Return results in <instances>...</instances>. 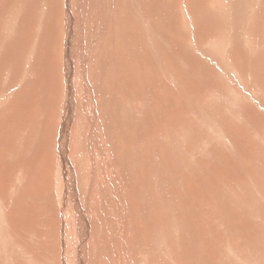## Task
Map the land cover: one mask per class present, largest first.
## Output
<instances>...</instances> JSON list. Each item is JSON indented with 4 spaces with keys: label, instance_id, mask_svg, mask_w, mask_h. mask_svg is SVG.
Listing matches in <instances>:
<instances>
[{
    "label": "rangeland",
    "instance_id": "374dc122",
    "mask_svg": "<svg viewBox=\"0 0 264 264\" xmlns=\"http://www.w3.org/2000/svg\"><path fill=\"white\" fill-rule=\"evenodd\" d=\"M68 1L71 2V7L69 9L70 14L81 19V22L83 23L82 29H79L75 35L73 44V53L76 54L72 63L73 71H76L75 73L77 77L72 71L70 79L72 78L71 80L81 83L86 90L81 93H73V100L78 101L79 103L81 102V104L76 102L77 105L72 106L69 109L65 106L66 99H68L66 84L68 78L65 76L64 65L61 67V64L64 63L63 50L65 48V36L67 35L66 24L68 23L66 20L67 14H65L64 8ZM109 1L111 2L110 5H108V2L103 5L98 0H67V2L66 0H29V2H23L22 4L18 2V5L11 9L12 12L21 8L31 9V11L34 12V14H32L35 18V23L32 25L31 31L27 29L25 35H21L23 39L31 41L30 44L26 45L18 38L15 39L14 36L17 35L16 29H9V38H7L5 34L0 37V58L1 53L5 50L7 41L9 42L12 40L10 44L14 43L16 46L14 49L17 53H20L18 51L19 49H23V44L28 47L25 49L26 52L24 55L26 56V61H29L25 62V59L23 60L22 57L19 61H15L16 63H14H18V69L14 70H19V72H21V77H23L26 70V63L28 64V76L25 77L24 83L22 80H19L20 77L17 78V76H15L16 78L7 80L0 78V87H2V85L4 86L6 83L12 84L14 82L16 84L13 83L11 86L7 84L11 88L4 86V89L6 90L9 88L10 90L8 89V91L0 94L5 95L9 92L8 95L4 96L5 102L1 103L4 105V111L7 113V106L13 101V99H16L15 94L13 95L15 91L17 92L16 94H19L21 91L26 90V92L29 91L31 94L33 89L32 81L37 78L40 80L39 84L45 87L49 86L47 87L49 90L48 92H52L50 99H54L56 103L52 107H47V104H37L30 99L31 95H26V101L29 100L27 102L28 106H30L29 109H34L35 112L33 111V113H39V115H43L46 119L44 125H41L43 132H38L42 134L38 139L45 136V142H49V149L47 150L46 157L50 156L51 158L47 164H45L46 161L41 154H39L40 159H38L36 167L33 169H24V166L18 167L15 164L9 163L13 162L11 154L14 153L16 149L15 146L19 144V148L23 147L22 145L24 141L21 136L20 139L17 140L14 138L12 142L13 144H10L9 151L7 152L8 154L6 155H3L6 153L5 151H1L5 147H2V143L0 144V165H4L3 168L4 171H6V175L3 179H6L9 173L14 176V168H16V170L21 168L14 177L10 176L5 182H3V180L0 181V191L2 190L0 193L6 194L5 197L0 194V264H62L63 261H66L65 264H69L70 262L71 264H76L72 261H68V259L72 257V250H74L75 242L72 233L67 229L68 225H65L64 223V219L67 218L66 216L70 218H67L69 221L66 219L67 222L69 224L73 223V219H71L73 218V213L69 209L72 207V203H70L71 197L61 196L60 194L62 193L61 188H65L68 192L70 191V188L67 186V181L69 182V179H73L72 173L69 172L70 170L65 173V167L58 151L60 130L63 125L62 117L64 114L69 122L67 127H64V125L62 127L64 128L63 134L66 137V134L74 129L73 131L75 133H73L77 145L84 146L85 143H83V139L84 137H87L88 140L91 139L93 142V153L97 147V143H102V138H106V133L109 131L110 134V129L114 128L112 129L113 136H111V138L115 142L114 146L116 151L119 149L118 145L116 147V143H119L121 150L128 149L126 155L129 156L127 159L126 155L122 156V161L125 162L124 172L127 175L126 177H128L126 182L127 184L131 183L130 186L128 184L129 189L133 188L130 191L136 192L135 190H139L141 184L145 186L143 189L144 196L141 194L139 200L138 197H133L135 198L134 202H131L133 210L129 209L127 213L128 216L130 214V217L124 218L126 221L130 222V225L133 227H131L132 229L130 228L132 237L131 243L133 245L131 252L132 250L136 252L138 246L134 243L142 242V240L145 239L147 230L148 234H150V230H152L153 227V234L161 235L160 233H163L168 236L169 248L173 252L171 251L170 253V262L153 257L158 254H153V252H151L147 258L148 261L151 260V263L176 264L179 261V264H264V251H262L264 250V5L261 4L262 0H255V9L253 10L251 8L249 11L250 13H253L250 14L253 16L252 19H244V21H238V23L236 12L238 14L239 7L235 8L237 0H235V2H233L234 0H225V6L223 4L216 5V0H203L206 5L203 11L210 10L213 14L208 17H203L204 19L202 23H198V25L200 24L199 28L197 24H192L193 20L191 19V17H194L191 9H195V0H167L165 2L166 6L163 8L167 9L168 4L172 5L173 3V13H175L176 19L178 17L177 20H179L176 21V19H174L175 21L173 20L172 22L173 25L170 23L171 27L175 28L170 29L171 27L169 28V24H163L164 28L157 20H155L153 26L148 25L147 28L165 29V32L169 31L170 34H177L182 38L180 41H183V45L181 44L178 46V44L176 45L175 43H172V39H169L170 43L165 42V45L167 44L166 47L159 45L154 47V51L151 53L152 57L146 55L148 59L147 62H144V57L142 56L143 51H141L142 45L145 43V40L142 39L144 33L142 31L143 22L137 20L136 15L128 9L126 0ZM64 2H66V4ZM257 2L260 3L258 4ZM14 3L17 4L15 1ZM130 3L134 4L136 1L130 0ZM36 4H38V6H36ZM33 6L37 8L36 11L35 9L32 10V8H34ZM161 8L162 7L159 9L161 10ZM56 9L59 10L57 12V19H55ZM232 12L234 13L232 14ZM160 13H162V10ZM230 13L232 15H230ZM257 13H260L262 17H256L255 14ZM245 15H247V13ZM17 17L16 14V27L20 20L19 18L17 21ZM97 17L98 24H102L101 27L106 24L105 27L101 28V33L98 35L102 36L98 39V30L93 31L94 35L93 32L89 34L93 22L97 24ZM213 19H219L222 23H217ZM50 22L52 24L51 29ZM235 24L237 26H235ZM217 25L220 28L219 30L215 29V26ZM233 25L235 26L234 30L232 29L233 32L236 30L234 34L231 31L228 32ZM179 27L181 28V31L179 30ZM152 31V38L157 41V34L159 32L157 33L156 30ZM197 31L199 32L200 37L198 36L196 40L199 42V45L202 44V47L200 46L199 49H197L198 47L192 43ZM204 31L206 32L205 35H207V32L209 31V33L212 34V38H207V40L202 38L201 36ZM238 32L242 34L239 33L240 36H237V39H235L236 37L234 38V40L238 41L231 40V42L230 39L233 38H231L229 34L237 35ZM84 33L89 34L87 35L89 37L84 36ZM183 34L185 36H183ZM189 34L192 36L188 37ZM49 35L50 37L48 38ZM187 38H189V40L185 42L184 40ZM53 39H56L54 44H52ZM248 39L253 42L251 41V43H249L250 41ZM222 40H224V43ZM244 40L248 42H245V44L243 42ZM225 42L230 46L225 47ZM186 43L187 45H185ZM216 43L220 46L216 45ZM49 44L53 46V50L50 54H53L54 51L55 57L57 58V64L54 63L55 65L53 66L54 70H51V74H48V68H45V70L42 64L39 65L40 69L32 71L36 63L35 60L37 59L35 51L37 50L38 52L45 54L47 50H51ZM236 45H239V48H242V50L239 51L240 49L238 50ZM86 46L88 47L86 48ZM144 47L145 50L149 49L145 45ZM228 47H230V49ZM235 48L237 51H235ZM132 49L133 51H139L136 54ZM219 49H221V54ZM223 49L227 50L224 51ZM150 50H153V48ZM229 50L230 54H227ZM186 52H192V54L185 57L184 54H186ZM194 52L196 54L198 53V55L196 56ZM240 52L242 54H240ZM88 55L89 58L87 59ZM227 55L230 56L226 58ZM244 55L246 59L244 58ZM162 57L166 61H164ZM167 57L168 59H166ZM250 57L253 58L251 59ZM197 59L198 65H196ZM225 59H228V61H225ZM83 61L86 64L82 63ZM41 62H44L43 59H40V63ZM81 63L83 64V67ZM218 63H222L220 67ZM224 64L226 67H223ZM211 72L217 76L216 82L213 79L214 76ZM5 73L8 72L5 70ZM221 73L222 75L224 73L223 76H226L225 78L228 77V79H223ZM231 74L233 75L231 76ZM74 76L76 77L75 79ZM121 78H126V82ZM128 78H130V80L132 79V81L128 80ZM218 79L220 80L218 81ZM212 80L213 82H210ZM224 80L226 81L224 82ZM133 81L136 83H131ZM227 81H229V83ZM50 86H52V88ZM24 87L26 89H24ZM96 88L100 90L97 91ZM257 90H259V93L261 91V93L259 94ZM71 92L72 91L69 89L70 94ZM85 97L87 99H85ZM90 102L91 105L93 104V108L95 107L94 111L93 108L91 109V106H89ZM116 103L118 105H116ZM64 107H66V110ZM45 110H48L47 115L42 113L45 112ZM111 114L119 116L117 119L113 120L114 123L119 124V127H116V129L112 123ZM128 116H130L136 123L135 126L127 122ZM28 117H30V114ZM100 119H102V122ZM96 122L98 125H96ZM109 124L111 127H109ZM72 125L73 127H70ZM100 125L101 127L105 125L102 128L103 130ZM47 130L49 131L47 132ZM97 131L101 133L98 135L99 132ZM103 133L104 135H102ZM91 134L97 135L94 136ZM24 138V148H27V151L28 148L31 149L29 145L32 140L33 147H37L38 140L36 138V133L31 131L28 126L24 128ZM65 140H68L66 143L70 144V139ZM217 150L220 152L219 155ZM30 155L29 152L26 154V156ZM217 155L218 157H221L216 158ZM5 156L7 158L6 160L4 159V161L2 157L4 158ZM32 158L34 157L28 158L27 160ZM211 158H213V161ZM215 158L218 160L216 161ZM97 161L101 162V160ZM214 161L217 162V164L219 163L218 166L217 164H214ZM250 161L252 163H250ZM206 164H208V167ZM210 165H212L211 168ZM90 166L95 168L98 167L97 164H92ZM205 168H207L206 171ZM0 169H2L1 166ZM260 169L262 170L260 171ZM243 172L245 173L243 174ZM101 173L102 172L99 170L98 174ZM0 174H3V172H0ZM246 174H249V179L246 178L248 176ZM24 175H27V178H24ZM195 177L198 180L194 179V181L193 178ZM130 178L133 179V182ZM79 179L77 181L78 187L74 185L75 188H79V186L82 188V181ZM75 183L76 181H74V184ZM197 183L200 185L202 184L203 186H199ZM209 185L211 186L209 187ZM199 189H202V191ZM227 193L230 194L227 195ZM64 197L67 198L63 199ZM115 199L114 197L108 199L111 206L107 207V210L102 213L104 214V218L106 215L109 223H112L109 227L111 229L116 228L115 219L112 217L113 215L115 216L114 210L117 211L115 209ZM91 202V206H96V202L93 199ZM237 203L240 204L238 205ZM66 205L71 206L68 207ZM142 206L147 207L148 211H145L144 216L140 215V212L143 211ZM12 207L13 209H11ZM28 210L32 213L30 217L34 219L35 229L28 226L27 228L19 230L18 225L25 220V217L27 218L25 214ZM251 210L252 212H250ZM13 212L15 214H13ZM224 212H227L230 215ZM165 216H168L172 222L170 220L167 222V224H169L168 230L165 226L159 233L156 225L160 226L162 221H165ZM104 218L101 217V223L103 226L105 224ZM98 219L97 221H100ZM109 223H106L105 225L107 226ZM240 227L244 229L241 230V234L240 230H238ZM113 233L109 235L108 238L114 242L115 239L119 238V234L116 233L115 229L113 230ZM243 233L249 235L244 241L240 238V236H243ZM256 235H260L262 241L259 240L258 237L256 238ZM182 239L184 240L182 241ZM195 239H197L196 244L193 241ZM181 241L184 243L182 244ZM236 241L239 243H236ZM244 243L247 244V246H244ZM202 244L204 247H202L201 250H198ZM226 244L229 245L226 246ZM216 245H218L219 248L218 246L216 247ZM225 246L227 248H225ZM229 246H231V248ZM113 248L117 251V255L119 254L121 257H124L123 251H119L118 245L116 247V244H114ZM216 248L218 250H215ZM227 249L230 254L227 252ZM232 249L234 252H232ZM107 251L110 254L109 248ZM134 251L132 253L136 256ZM194 251L195 254L193 253ZM103 252L101 253V260H103L102 264H109V261L106 259L108 256H106L107 252ZM196 252L199 253L197 254ZM116 254L115 256H117ZM153 258L156 259V263L152 260ZM219 258H222V261H220ZM241 258L243 261L245 259L248 261L245 260L246 262L244 261L245 263H243V261L240 260ZM260 260L263 261L261 262Z\"/></svg>",
    "mask_w": 264,
    "mask_h": 264
},
{
    "label": "bare ground",
    "instance_id": "6f19581e",
    "mask_svg": "<svg viewBox=\"0 0 264 264\" xmlns=\"http://www.w3.org/2000/svg\"><path fill=\"white\" fill-rule=\"evenodd\" d=\"M14 1L17 3V4H15L14 3ZM98 1H100L101 2V4H105L106 2H108L109 4L108 5H110L111 4V2L108 0H98ZM127 2V6H128V9L129 10H131V12L134 14V15H136V18H137V20H140L141 22H143L142 23V31L144 32L143 33V35H142V39H144L145 40V43L142 45V48H141V51H143V57H144V62H147V57H146V55H148V56H151V53H153V51H154V47H157L158 45L159 46H164V47H166V45H165V42H167V43H170V41H169V39L171 40L172 39V43H175L176 45L178 44V46L179 45H183V41L181 42L180 40L182 39V38H180L177 34H173V33H171L170 34V32L169 31H167V32H165L166 30L165 29H158V28H154V29H149V28H147V26L148 25H151V26H153V23L155 22V20H157L162 26H163V24H169V28L171 27V24H172V22H173V20L174 19H176V16H175V13H173L174 12V10H173V3H172V5L171 4H168V6H167V9L166 8H163V7H165L166 5H165V2L167 1V0H134V1H136V3H134V4H131L130 3V0H126ZM196 2L194 3V6H195V9H191L192 10V13H193V16L194 17H191V19L193 20V23L192 24H197L198 25V23L199 22H201L202 23V21H203V17H208L209 15H212L213 13H212V11H203V9H204V7L206 6L205 5V3L203 2V0H195ZM229 1V0H228ZM228 1H227V3H228ZM230 1H232V0H230ZM18 2H20L21 4L23 3V2H29V0H0V37H1V35H4L5 34V36L7 37V38H9L10 36H9V29H16V32H17V35H15L14 37H15V39L16 38H18L19 40H21L22 42H24L26 45L27 44H30L31 43V41H28V39H23L22 37H21V35H25V31L27 30V29H29V31H31V27H32V25H34V23H35V18H34V16H33V14H34V12H32L31 11V9H28V8H24V9H18V10H15V11H11V9H12V7H14V6H16V5H18ZM53 2V1H52ZM66 2H67V0H66ZM66 2H64L65 4H66ZM215 2H217V4L216 5H218V4H223L224 6L226 5V3H225V0H216ZM233 2H235V0L233 1ZM37 3V2H36ZM169 3V2H168ZM237 3V4H236ZM235 4V8H238V10H239V12H238V14H237V12H236V19H237V23H238V21H244V19H252L253 18V16L252 15H250L251 13L249 12L250 10H251V8L254 10L255 9V0H237V2H236ZM258 3V2H257ZM260 3V2H259ZM258 3V4H259ZM120 4H122V3H120ZM132 6H131V5ZM231 4V3H230ZM261 4H263L264 5V0H262V3ZM215 5V4H214ZM233 5V4H232ZM36 6H38V4H36ZM210 6V5H209ZM230 6V5H229ZM262 6V5H261ZM34 8H32V10L33 9H35V11L37 10V8H35V6H33ZM65 7V6H64ZM70 7H71V2L70 1H68V3L66 4V7L64 8V12H65V14H67V16H66V20H67V30H66V40H65V48H64V50H63V54H64V63H62L61 64V67H62V65H64V67L63 68H65L64 69V71H65V73H66V77L68 78V80H67V82H66V84H67V93H68V99H66V104H65V106L69 109L70 107H72V106H76L77 105V103L76 102H78V101H75V100H73V93L74 92H79V93H81L82 91H86L85 89H84V87H83V85H81V83H78L77 81H74V80H71L70 79V77H71V73H72V71H73V60L75 59V54L76 53H73V44H74V39H75V35H76V33L78 32V30L79 29H82V27H83V23L81 22V19H78V18H76L75 16H72L71 14H70V12H69V9H70ZM160 7H162L161 8V10H162V13H160V9L159 8ZM210 8V7H209ZM218 8V7H217ZM263 8V7H262ZM261 8V9H262ZM211 10H212V7H211ZM216 10H219V9H216ZM260 10V9H259ZM59 10H57L56 9V11H55V19H57V12H58ZM261 11V10H260ZM259 11V12H260ZM231 12V11H230ZM12 13V14H11ZM33 13V14H32ZM234 12H232V14H233ZM247 13V15H245ZM17 14V21L19 20V18H20V20L18 21V23H17V27H16V19H15V15ZM231 13H230V15H232ZM253 14V13H252ZM11 15V16H10ZM222 15V14H221ZM228 16V15H227ZM226 16V17H227ZM255 16L256 17H258L259 18V16H261L260 15V13H257V14H255ZM184 17V16H183ZM262 17V16H261ZM51 19V18H50ZM94 19H95V17H94ZM177 19H178V17H177ZM176 19V21H179V20H177ZM235 19V20H236ZM262 19V18H261ZM109 20V19H108ZM215 22H217V23H222L219 19H213ZM248 20V21H249ZM175 21V20H174ZM206 21V20H205ZM164 22V23H163ZM165 22H168V23H165ZM254 22V21H253ZM171 23V24H170ZM208 23V22H207ZM231 23H232V21H231ZM236 23V24H237ZM176 24V23H175ZM179 24V23H178ZM177 24V25H178ZM187 24H188V21H187ZM191 24V25H192ZM211 24V23H210ZM233 24V23H232ZM235 24V26H237ZM243 24V23H242ZM251 24V23H250ZM258 24V23H257ZM101 23L100 24H98V17H97V24L95 23V22H93V26L91 27V29H90V33L89 34H91V32H93V31H97V39L98 38H100L102 35H98L99 33H101V28L102 27H105L106 26V24H104L102 27H101ZM173 25V24H172ZM200 25V24H199ZM199 25H198V28H199ZM244 25H246V24H244ZM166 26V25H165ZM235 26L233 25V27L232 28H230L231 30H229L228 32H232L233 34L236 32V30L233 32V30H234V28H235ZM164 27V26H163ZM250 27V26H249ZM52 28V24H51V22H50V29ZM54 28V27H53ZM165 28V27H164ZM174 29L175 27H171L170 29ZM180 28V27H179ZM56 29H57V27H56ZM177 29H178V27H177ZM197 29V28H196ZM215 29H217V30H219L220 28H219V26L217 25V26H215ZM229 29V28H228ZM233 29V30H232ZM245 29V28H244ZM152 30H156L157 31V37H158V39H157V41H155L153 38H152V34L154 33ZM180 31H181V28L179 29ZM188 30H190V29H188ZM153 33H152V32ZM173 31V30H172ZM179 31V32H180ZM183 31V30H182ZM210 31V30H209ZM209 31L207 32L208 34L207 35H205L206 34V32L204 31L203 33H202V38H204V39H206L207 40V38H212V34H210L209 33ZM169 32V33H168ZM174 32V31H173ZM175 32H176V29H175ZM184 32V31H183ZM181 33V32H180ZM186 33V32H185ZM221 33H223V32H221ZM240 32H238V34H239ZM55 34V33H54ZM89 34H86V33H84V36H87V35H89ZM169 34H170V36H169ZM173 34V35H172ZM194 34V33H193ZM229 34V33H228ZM228 34H227V36H228ZM231 35V33L229 34V36H231V38H233V39H230V38H228V39H230V41L231 40H234V38L235 39H237V36L239 37L240 36V34L239 35ZM93 35H94V32H93ZM182 35V34H181ZM222 35V34H221ZM242 35V34H241ZM55 36V35H54ZM183 36H185L184 34H183ZM190 36H192V35H190L189 34V36L188 37H190ZM198 36H199V32L197 31L196 32V34L194 35V39L192 40V43H193V45H195L196 47H198L197 49H199L200 48V46L202 47V44L201 45H199L198 43L199 42H197V40H196V38H198ZM220 36V35H219ZM226 36V37H227ZM249 36V35H248ZM50 37V35L48 36V38ZM87 37H89V36H87ZM200 37V36H199ZM221 37V36H220ZM47 38V39H48ZM180 38V39H179ZM184 38V37H183ZM193 38V37H192ZM191 38V39H192ZM242 38H243V36H242ZM248 38V37H247ZM96 39V38H95ZM96 39V40H97ZM222 39H223V37H222ZM228 39H227V42H228ZM244 39H246V38H244ZM250 39H251V37H250ZM250 39H248L249 41H250ZM56 40V39H55ZM54 39L52 40V44H54V41H55ZM88 40H90V39H88ZM87 40V41H88ZM93 40V39H92ZM143 40V41H144ZM189 40V38H187L186 40H184L185 42L186 41H188ZM201 40V39H200ZM12 41V40H11ZM11 41H7V45H6V47H5V50L1 53V58H0V78L1 79H5V80H7V79H13V78H16L15 76H17V78L18 77H20V79L19 80H22L23 81V83L25 82L24 80H25V77L26 76H28V71H27V69H28V64L26 63V70H25V72H24V74H23V77H21V72H19V70H14V69H18V63L17 64H14V63H16L15 61H19L22 57H23V60L25 61V62H29L28 60L26 61V56L24 55L25 54V52H26V48H28L25 44H23V49H19L18 51L20 52V53H17L16 52V50L14 49V48H16V46L14 45V43L13 44H10V42ZM223 41V43H224V40H222ZM234 41H238V40H234ZM233 41V42H234ZM252 41V40H251ZM251 41L249 42V43H251ZM89 42V41H88ZM95 42V41H94ZM209 42V41H208ZM214 42V41H213ZM220 42V41H219ZM232 42V41H231ZM230 42V43H231ZM244 43L245 42H248V41H243ZM253 42V41H252ZM93 43V42H92ZM191 43V44H192ZM238 43H241V42H238ZM79 45H81L80 43H78ZM87 44V43H86ZM190 44V43H189ZM221 44V43H220ZM225 44H226V42H225ZM228 44H229V42H228ZM228 44H226L225 45V47H227V46H230V45H228ZM232 44H234V43H232ZM246 44V43H245ZM50 45V44H49ZM92 45V44H91ZM139 45V44H138ZM144 45L145 46H147L148 48V50H145V47H144ZM185 45H187V43L185 44ZM216 45H218V43H216ZM235 45V44H234ZM247 45H248V43H247ZM83 46V45H82ZM218 46H220V45H218ZM240 46H241V44H240ZM239 45H236V48L238 47V50L240 49L239 47H240ZM245 46V45H244ZM243 46V47H244ZM249 46V45H248ZM19 47V46H18ZM77 47V46H76ZM88 46H86V48H87ZM91 47H93V46H91ZM187 47H190V46H187ZM195 47V48H196ZM246 47V46H245ZM259 47V46H258ZM50 48H51V50L49 49V50H47L46 51V53L45 54H42V53H40V52H38L37 50L35 51L36 53H35V55H37L36 56V63H35V65H34V68L32 69V71H37V69H40V66L39 65H42L43 64V68L45 69V68H48L47 70V73L48 74H51V70H54L53 69V66L55 65V64H57L56 63V61H57V58L55 57V54H54V51H53V54H50L51 53V51L53 50V46L52 45H50ZM119 48V47H118ZM153 48V50H150V49H152ZM170 48V47H169ZM192 48H193V46H192ZM194 48V49H195ZM220 48V47H219ZM222 48V47H221ZM229 49H230V47H228ZM236 48H235V51H237L236 50ZM7 49H8V51H7ZM89 49V48H88ZM188 49V48H187ZM186 49V50H187ZM193 49V50H194ZM249 49V48H248ZM247 49V50H248ZM259 49V48H258ZM92 50V49H91ZM135 50V49H134ZM205 50V49H204ZM220 50V54H221V49H219ZM224 50V49H223ZM227 50V49H226ZM226 50H224V51H226ZM242 50V48L239 50V51H241ZM250 50V49H249ZM132 51H133V49H132ZM138 51L139 50H137V51H133V52H135L136 54L138 53ZM197 51V50H196ZM212 51V50H211ZM217 51V50H216ZM83 52V51H82ZM198 52H199V50H198ZM213 52H214V50H213ZM230 52V50L227 52V54ZM250 52V51H249ZM39 53H40V55H39ZM88 53V52H87ZM166 53V52H165ZM174 53H175V51H174ZM179 53V52H178ZM195 53V52H194ZM225 53V52H224ZM237 53H239V52H237ZM83 54V53H82ZM189 54H192V52H190V53H188V52H186V54H184L185 55V57H187V56H189ZM205 54V53H204ZM218 54V53H217ZM230 54V53H229ZM240 54H242L241 52H240ZM248 54V53H247ZM253 54V53H252ZM87 55V54H86ZM85 55V56H86ZM195 55L197 56L198 55V53L196 54L195 53ZM85 56H84V61H85ZM222 56H224V55H222ZM228 56H230V55H227V57L226 58H228ZM248 56H249V54H248ZM152 57V56H151ZM199 57V56H198ZM201 57V56H200ZM219 57V56H218ZM225 57V56H224ZM89 58V55L87 56V59ZM163 58V57H162ZM230 58V57H229ZM244 58L246 59V57H245V55H244ZM251 58V57H250ZM253 58V57H252ZM251 58V59H252ZM40 59H43V61L44 62H41L40 63ZM86 59V60H87ZM164 59V58H163ZM166 59H168V57L166 58ZM175 59V58H174ZM211 59V58H210ZM220 59V58H219ZM231 59V58H230ZM229 59V60H230ZM80 60H82V59H80ZM212 60V59H211ZM249 60V59H248ZM84 61L82 62V63H84ZM164 61H166L165 59H164ZM193 61V60H192ZM209 61V60H208ZM225 61H228V59L226 60L225 59ZM236 61V60H235ZM4 62V63H3ZM229 62H231V61H229ZM228 62V63H229ZM237 62V61H236ZM251 62V61H250ZM3 63V64H2ZM55 63V64H54ZM81 63V64H82ZM192 63V62H191ZM214 63V62H213ZM84 64H86V63H84ZM195 64V63H194ZM210 64H211V62H210ZM216 64H217V62H216ZM215 64V65H216ZM219 64V67H220V65L222 64H220V63H218ZM59 65V64H58ZM58 65H56V66H58ZM191 65V64H190ZM193 65V64H192ZM196 65H198V59H197V62H196ZM203 65V64H202ZM55 66V67H56ZM154 66V65H153ZM250 66V65H249ZM82 67H83V64H82ZM120 67H122V66H120ZM193 67V66H192ZM191 67V68H192ZM214 67H216V66H214ZM223 67H226L225 66V64H224V66ZM228 67H229V65H228ZM162 68V67H161ZM200 68V67H199ZM205 68V67H204ZM230 68H231V66H230ZM230 68H228V69H230ZM236 68V67H235ZM85 69V68H84ZM121 69V68H120ZM131 69V68H130ZM220 69V68H219ZM221 69H222V67H221ZM225 69V68H224ZM228 69H227V71H228ZM5 70L9 73H5ZM46 70V69H45ZM103 70V69H102ZM123 70V69H122ZM215 70V69H214ZM77 71H78V69H77ZM100 71H101V69H100ZM100 71H99V74H100ZM124 71V70H123ZM162 71V70H161ZM222 71H223V69H222ZM74 72V71H73ZM76 72V71H75ZM74 72V73H75ZM115 72V71H114ZM136 72V71H135ZM32 73V72H31ZM35 73H37V72H35ZM43 73H44V71H43ZM73 73V74H74ZM134 73V72H133ZM225 73H226V71H225ZM34 74V73H33ZM32 74V75H33ZM124 74V73H123ZM211 74L214 76L213 77V79L215 80V82L217 81L216 80V75L213 73V72H211ZM219 74V73H218ZM234 74V73H233ZM233 74H231V76L233 75ZM41 75V74H40ZM134 75V74H133ZM166 75V74H165ZM164 75V76H165ZM168 75V74H167ZM221 75H222V73H221ZM220 75V76H221ZM223 75H224V73H223ZM222 75V76H223ZM75 76H76V73H75ZM74 76V79L77 77H75ZM221 76V77H222ZM51 77V76H50ZM49 77V78H50ZM100 77V76H99ZM226 77V76H225ZM224 76H223V79H228V77L227 78H225ZM37 78V77H36ZM102 78V77H101ZM220 78V77H219ZM121 79H123V78H121ZM125 79L126 78H124L123 80H124V82H126L125 81ZM221 79V78H220ZM220 79H218V81L220 80ZM238 79V78H237ZM4 80V81H5ZM19 80H18V82H19ZM95 80V79H94ZM127 80V79H126ZM128 80H130V78H128ZM135 80V79H134ZM165 80V79H164ZM222 80V79H221ZM3 81V82H4ZM39 79L37 78V79H34L32 82H33V85H32V87H33V89H32V93L30 94V92L28 93V92H26V90L24 91H21V93H19V94H16L17 92L15 91L14 93H13V95L15 94V96H16V99H13V101H11V103H9V105L7 106V110H8V112L6 113L5 111H4V105H2L1 103H3V102H5V98H4V96L5 95H8V93L9 92H7L5 95H0V144L2 143V147H5L3 150H1V151H5L6 153L5 154H3V155H6V154H8L7 152L9 151V146H10V144L13 142V140H14V138L17 140V139H20V136H21V138H23V141H24V143H23V147L22 148H19V144L17 145V146H15L16 147V149H15V151H14V153L13 154H11V158H13V162H9L10 164H15V165H17L18 167H20V166H24V169H27V168H35L36 167V164H37V162H38V159H40L39 158V154H41V156L43 155V157H44V160L46 161L45 162V164H47L48 163V161L50 160V156L49 157H46V155H47V150L49 149V142H45V136L44 137H42L41 139H38V138H40L41 137V135L42 134H40V133H38V132H43V130L41 129V125H44V122H45V117L43 116V115H39V113H33V111H34V109H32V110H30L29 109V107L30 106H28V104H27V102L29 101V100H27L26 101V95L27 94H29V96L31 95V100H33V101H35L37 104L38 103H41L42 105H45V104H47V107H52V106H54L55 105V103H56V101L54 100V99H50V97H51V95H52V92L50 91V93L48 92L49 90L47 89V87H49V86H47V87H45V86H42L41 84H39ZM65 81V80H64ZM63 81V82H64ZM101 81H102V79H101ZM130 81H132V79L130 80ZM135 81H137V80H135ZM208 81H209V79H208ZM226 80H224V82H225ZM6 82V81H5ZM4 82V83H5ZM95 82V81H94ZM141 82V81H140ZM210 82H213V80L212 81H210ZM223 82V83H224ZM228 83H229V81H227ZM258 82V81H257ZM14 83V82H13ZM12 83V84H13ZM42 83V82H41ZM57 83V82H56ZM76 83H78V84H76ZM128 83V82H127ZM131 83H136V82H131ZM142 83V82H141ZM219 83V82H218ZM232 83H233V81H232ZM7 84H9L10 86L12 85L11 83H6L4 86H6V87H10L9 85H7ZM15 84V83H14ZM65 84V85H66ZM122 84V83H121ZM16 85V84H15ZM47 85V84H46ZM55 85V84H54ZM57 85V84H56ZM223 85V84H222ZM4 86L2 85V87H0V94L1 93H3V92H5V91H8V89H4ZM58 86V85H57ZM136 86V85H135ZM13 87H14V85H13ZM26 87V86H25ZM24 87V89H26ZM51 88H52V86H50ZM93 87V86H92ZM224 87V86H223ZM230 87V86H229ZM11 88V87H10ZM86 88V87H85ZM90 88H91V86H90ZM99 88V87H98ZM98 88H96L97 89V91H99L100 89H98ZM22 89V88H21ZM69 89H70V91H72L71 92V94L69 93ZM83 89V90H82ZM92 89V88H91ZM223 89V88H222ZM246 89V88H245ZM10 90V89H9ZM18 90V89H17ZM88 90V89H87ZM261 90V89H260ZM96 91V90H95ZM233 91H234V89H233ZM259 90H257V92H258ZM13 92V91H12ZM88 92V91H87ZM103 92V91H102ZM178 92V91H177ZM237 92V91H236ZM89 93V92H88ZM93 93V92H92ZM97 93V92H96ZM100 93V92H99ZM104 93V92H103ZM253 93V92H252ZM259 93V92H258ZM260 93H261V91H260ZM259 93V94H260ZM44 94H45V97H44ZM86 94V93H85ZM94 94V93H93ZM54 95V94H53ZM82 95H83V93H82ZM111 95V94H110ZM116 95V94H115ZM80 96H81V94H80ZM231 96V95H230ZM241 96V95H240ZM91 97V96H90ZM106 97H107V95H106ZM171 97V96H170ZM234 98V97H233ZM7 99V98H6ZM85 99H87L86 97H85ZM114 99V98H113ZM240 99V98H239ZM246 99V98H245ZM257 99V98H256ZM84 100V99H83ZM99 100V99H98ZM107 100H109V99H107ZM111 100H112V96H111ZM173 100V99H172ZM222 100V99H221ZM236 100V99H235ZM80 101V100H79ZM90 101V100H89ZM93 101V100H92ZM249 101V100H248ZM109 102V101H108ZM113 102V101H112ZM32 103V102H31ZM34 103V102H33ZM65 103V102H64ZM79 103V102H78ZM98 103H100V102H98ZM228 103V102H227ZM236 103V102H235ZM79 104H81V102L79 103ZM108 104H110V103H108ZM115 104V103H114ZM231 104V103H230ZM261 104V103H260ZM35 105V104H34ZM93 105V104H92ZM91 105V102L89 103V106H91V109L93 108V106ZM116 105H118L117 103H116ZM150 105V104H149ZM115 106V105H114ZM224 106H226V105H224ZM228 106V105H227ZM247 106V105H246ZM245 106V107H246ZM34 107V106H33ZM66 107H64L65 108V110H66ZM118 107V106H117ZM131 107V106H130ZM35 108V107H34ZM37 108H38V105H37ZM39 108H41V107H39ZM76 108V107H75ZM95 108V107H94ZM94 108H93V111H94ZM98 108V107H97ZM67 109V110H68ZM77 109V108H76ZM86 109H88V108H86ZM102 109V108H101ZM116 109V108H115ZM53 110V109H52ZM64 110V111H65ZM113 110H114V108H113ZM127 110V109H126ZM232 110V109H231ZM250 110V109H249ZM43 111V110H42ZM41 111V112H42ZM91 111V110H90ZM97 111V110H96ZM100 111V110H99ZM98 111V112H99ZM117 111V110H116ZM120 111V110H119ZM118 111V112H119ZM235 111V110H234ZM35 112V111H34ZM55 112V111H54ZM77 112V111H76ZM97 112V113H98ZM112 112V111H111ZM211 112V111H210ZM226 112V111H225ZM233 112V111H232ZM236 112V111H235ZM234 112V113H235ZM248 112V111H247ZM253 112V111H252ZM42 113H44L45 115H47L48 114V110L46 111L45 110V112H42ZM94 113V112H93ZM92 113V114H93ZM101 113V112H100ZM117 113V112H116ZM120 113V112H119ZM128 113V112H127ZM194 113H196V112H194ZM233 113V114H234ZM3 114V115H2ZM29 114H30V117H28L29 116ZM85 114V113H84ZM208 114V113H207ZM217 114V113H216ZM253 114V113H252ZM67 115V114H66ZM114 115H115V113H114ZM114 115H112L111 114V117H112V123H113V125L115 126V129H116V127H119V124H116V123H114V119H117L119 116H114ZM119 115V114H118ZM196 115V114H195ZM69 116H70V114H69ZM108 116V115H107ZM212 116V115H211ZM235 116H236V114H235ZM255 116V115H254ZM75 117V116H74ZM109 117V116H108ZM123 117V116H122ZM152 117V116H151ZM225 117V116H224ZM230 117V116H229ZM63 121H62V124L64 125V127H67V124H68V122H69V120H68V118H66V116H65V114L63 115ZM233 118V117H232ZM231 118V119H232ZM111 119V118H110ZM62 120V119H61ZM75 120V119H74ZM101 120V122H102V119H100ZM230 120V119H229ZM89 121V120H88ZM116 121V120H115ZM118 121V120H117ZM127 122L128 123H131V124H133L134 126L136 125V123L132 120V118L130 117V116H128V118H127ZM87 123V122H86ZM94 123V122H93ZM121 123V122H120ZM88 124H89V122H88ZM103 124V123H102ZM105 124V123H104ZM212 124V123H211ZM222 124V123H221ZM63 125L61 126V130H60V139H59V147H58V151H59V154H60V158H62V163H63V165H64V167H65V173H67L69 170V172H71L72 173V175H73V179H69L70 181L68 182L67 181V186L70 188V191L68 192V191H66L65 190V188H61V192L62 193H60L61 194V196H68V197H71V201H70V203H72V207L71 208H69L70 209V211L73 213V218H71V219H73V223L72 224H69L68 222H67V220L69 221V217L68 216H66L67 218H69V219H64V223H65V225H68L67 227V229H69L70 230V232L72 233V237H73V240H74V242H75V247H74V250H72L73 252H72V257L71 258H67L68 259V261H72V262H74V263H78V264H102V261L103 260H101L102 258V256H101V253L103 252V251H106L107 252V254H106V256H107V260L109 261V264L111 263V264H154V263H151L150 261H148V255H150L151 254V252H153V254H158V255H151V256H153V257H157V258H160V259H162L163 261L165 260V261H169L170 260V256H171V249L169 248L170 246H169V238H168V236H166V235H164L163 233H160V230H162V228H164L165 226H166V228H167V230H168V226H169V224H167V222H169V218H168V216H165L164 217V220L165 221H162V223L160 224V226L159 225H156V228H157V231L161 234V235H155V234H153V227H152V230H150V234H148V230H147V234L145 235V239H143L142 240V242L140 241V242H136V243H134V244H136L137 246H138V248H137V250H136V252L134 251V250H132V252L134 251L136 254V256H134V253H132L131 252V248H132V243H131V232H130V228L132 227V225H130V222H128V221H126V219H124L125 217H130V214H129V216L127 215V213H128V211H129V209H132V206H131V204L134 202V199L136 198V197H138V200L140 199V197H141V194H142V196H144V191H143V189L145 188V186L144 185H140L141 187H140V189L139 190H135L136 192H131L130 190H132V189H129V186H130V184H129V186H128V184H127V182H126V180H127V178L128 177H126L127 175H126V173L124 172L125 171V169H124V166H125V162H123L122 160V156H124V155H126L127 153H128V149H126V150H121L120 149V147H119V143H116V147H117V145H118V151H116V149H115V146H114V144H115V142L112 140V138H111V136H113V132H112V129H114V128H111L110 129V134H109V131L106 133V138H102V143H100V142H98L97 143V147H96V149L93 151V153H92V141H91V139H90V137H89V139L90 140H88V138L87 137H84V142L83 143H85L84 144V146L83 145H81V146H79V145H77L76 143H75V135H74V129L73 130H70L67 134H66V137L64 136V134H63V131H64V128H62L63 127ZM71 125V124H70ZM77 125V124H76ZM90 125V124H89ZM92 125V124H91ZM96 125H98L97 124V122H96ZM106 125V124H105ZM104 125V126H105ZM108 125V124H107ZM147 125V124H146ZM26 126H28V128H30L31 129V131H34L35 133H36V138H37V143H38V145H37V147H33V140H32V142H31V144L29 145V147L31 148V149H29L28 148V151H27V148H24V145H25V138H24V128H26ZM48 126V125H47ZM103 126V127H104ZM127 126H129V125H127ZM46 127V126H45ZM51 127V126H50ZM70 127H73V125L72 126H70ZM100 127H101V125H100ZM103 127H101V129L103 128ZM109 127H111L110 126V124H109ZM151 127V126H150ZM207 127V126H206ZM213 127H215V126H213ZM218 127H219V125H218ZM237 127V126H236ZM90 128V127H89ZM134 128V127H133ZM208 128V127H207ZM220 128V127H219ZM71 129V128H70ZM108 129V128H107ZM128 129V128H127ZM131 129V128H130ZM226 129V128H225ZM228 129H229V127H228ZM49 130H50V128H49ZM49 130H47V132L49 131ZM84 130V129H83ZM92 130V129H91ZM103 130V129H102ZM227 130V129H226ZM225 130V131H226ZM86 131V130H85ZM92 131H94V130H92ZM101 131V130H100ZM128 131V130H127ZM206 131V130H205ZM210 131V130H209ZM230 131V130H229ZM57 132V131H56ZM74 132V133H73ZM90 132V131H89ZM97 132H99V131H97ZM211 132V131H210ZM228 132V131H227ZM88 133V132H87ZM101 132H99L98 133V135L100 134ZM116 133V132H115ZM244 134V133H243ZM91 135H94V134H91ZM97 135V134H96ZM96 135H94V136H96ZM102 135H104V133L102 134ZM140 135V134H139ZM256 135V134H255ZM162 136V135H161ZM206 136V135H205ZM98 137V136H97ZM134 137V136H133ZM146 137V136H145ZM215 137V136H214ZM260 137V136H259ZM35 138V137H34ZM137 138V137H136ZM135 138V139H136ZM161 138V137H160ZM65 139H70L71 141H70V144H67L66 142L68 141V140H65ZM174 139H176V138H174ZM22 140V139H21ZM137 140V139H136ZM20 141V140H19ZM22 141V142H23ZM215 141V140H214ZM18 142V141H17ZM21 142V143H22ZM197 142V141H196ZM219 142V141H218ZM35 143V142H34ZM13 144V143H12ZM16 144V143H15ZM79 144H82V143H79ZM221 145V144H220ZM13 146V145H12ZM95 146V145H94ZM202 146V145H201ZM205 146V145H204ZM14 148V147H13ZM208 149V148H207ZM215 149V148H214ZM197 150V149H196ZM202 150V149H201ZM200 150V151H201ZM208 151V150H207ZM218 151V155H219V150H217ZM30 153L31 155L30 156H26V154L27 153ZM41 152V153H40ZM199 152V151H198ZM211 153V152H210ZM137 155V154H136ZM180 155V154H179ZM198 155V154H197ZM218 155H217V157L216 158H220L221 156H219L218 157ZM225 155V154H224ZM247 155H248V153H247ZM247 155H246V157H247ZM128 156L129 155H126V159L128 158ZM189 156V155H188ZM195 156V155H194ZM31 157H34V158H32V159H30V160H27L28 158H31ZM104 157H106V158H104ZM214 157V156H213ZM6 156L3 158L2 157V159L4 160H6ZM125 158V157H124ZM134 158V157H133ZM181 158V157H180ZM215 158V159H216ZM10 159V158H9ZM202 159H203V157H202ZM205 159V158H204ZM212 159V161H213V158H211ZM4 160V161H5ZM97 160H101V162L100 161H97ZM181 160V159H180ZM218 159H216V161H217ZM239 160V159H238ZM132 161V160H131ZM164 161V160H163ZM128 162V161H127ZM168 162V161H167ZM187 162V161H186ZM215 162V161H214ZM220 162V161H219ZM2 163H3V161H2ZM1 163V164H2ZM129 163V162H128ZM200 163V162H199ZM208 163V162H207ZM225 163V162H224ZM231 163H232V161H231ZM250 163H252L251 161H250ZM92 164H97L98 165V167L97 168H95V167H91L90 165H92ZM169 164V163H168ZM203 164V163H202ZM201 164V165H202ZM215 165L217 164V162H215L214 163ZM219 164V163H218ZM218 164H217V166H218ZM49 165V164H48ZM208 164H206V166H207ZM214 165V166H215ZM254 165V164H253ZM260 165V164H259ZM1 166V168L2 169H0V172H3V174H0V181H2L3 180V182H5L6 180H8V178L10 177V176H12V174H10L9 172H7V173H9L8 175H7V178L6 179H3L4 178V176L6 175L5 173H6V171H4V165H0ZM211 166L212 165H210V168H211ZM216 166V167H217ZM255 166V165H254ZM208 167V166H207ZM234 167V166H233ZM242 167H243V165H242ZM201 168H203V167H201ZM255 168V167H254ZM253 168V169H254ZM260 168H262V167H260ZM62 169V168H61ZM97 169V170H96ZM102 169V170H101ZM204 169V168H203ZM206 169L207 168H205V171H206ZM224 169V168H223ZM234 169V168H233ZM236 169V168H235ZM253 169H251V170H253ZM14 170H15V172H14V176L17 174V172L18 171H20L21 170V168H19V169H17L16 170V168H14ZM99 170H100V172H102L101 174H98V172H99ZM250 170V169H249ZM262 169H260V171H261ZM12 171V170H11ZM98 171V172H97ZM166 171V170H165ZM204 171V170H203ZM239 171V170H238ZM182 172V171H181ZM178 173V172H177ZM245 172H243V174H244ZM253 173V172H252ZM24 174V173H23ZM205 174H206V172H205ZM211 174V173H210ZM226 174V173H225ZM207 175V174H206ZM236 175V174H235ZM246 175H248L246 178L247 179H249L248 177H249V174H246ZM14 176H12V177H14ZM25 177L24 178H27V175H24ZM169 176V175H168ZM222 176V175H221ZM244 176V175H243ZM77 177V178H76ZM80 179H79V178ZM99 177V178H98ZM177 177V176H176ZM198 177V176H197ZM203 178V177H202ZM239 178V177H238ZM78 179L79 180H81L82 181V184H81V187L82 188H80V186H79V188H75L74 187V185H76L77 187H78V185H77V181H78ZM131 179V178H130ZM156 179V178H155ZM194 179H197L196 177L195 178H193V180ZM198 180V179H197ZM196 180V181H197ZM204 180V179H203ZM222 180V179H221ZM238 180V179H237ZM74 181H76V183L74 184ZM131 181L133 182V179H131ZM195 181V180H194ZM211 181V180H210ZM210 181H209V183H210ZM25 182H26V180H25ZM205 182V181H204ZM208 182V181H207ZM213 182V181H212ZM167 183V182H166ZM193 183V182H192ZM199 183H200V181H199ZM199 183H197V184H199ZM30 184V183H29ZM80 184V183H79ZM163 184H165V183H163ZM195 184H196V182H195ZM220 184V183H219ZM10 185V184H9ZM66 185V184H65ZM188 185V184H187ZM202 185V184H201ZM200 184H199V186H201ZM260 185V184H259ZM133 186V185H132ZM160 186H161V184H160ZM189 186V185H188ZM198 186V185H197ZM196 186V187H197ZM203 186V185H202ZM211 185H209V187H210ZM64 187V186H63ZM73 187V188H72ZM134 187V186H133ZM194 187V186H193ZM208 187V188H209ZM198 188H200V187H198ZM202 188V187H201ZM4 189V188H3ZM164 189V188H163ZM203 189V188H202ZM202 189H199V190H201L202 191ZM60 190V189H59ZM67 190H69V189H67ZM183 190V189H182ZM197 190V189H196ZM209 190V189H208ZM207 190V191H208ZM225 190H227V189H225ZM2 191V190H1ZM0 191V192H1ZM6 191H8V190H6ZM36 191V190H35ZM143 191V192H142ZM26 192V191H25ZM31 192V191H30ZM38 192V191H37ZM168 192H169V190H168ZM199 192V191H198ZM33 193V192H32ZM3 197H5L6 196V194H4V193H0ZM16 194V193H15ZM63 194H66V195H63ZM220 194V193H219ZM230 193H227V195H229ZM233 196V195H232ZM111 197H114V199L116 200V203H115V209L117 210V211H115L114 210V212H115V216L113 215L112 217L115 219L114 221L116 222V228H113V229H111V228H109L111 225H112V223H109V221H108V219H107V216L105 215V218H104V214H102L103 213V211H105V210H107L106 208L107 207H109V206H111L110 204H109V202H108V199H110ZM133 197H135V198H133ZM220 197V196H219ZM231 197V196H230ZM65 198H67V197H64L63 199H65ZM144 198V197H143ZM233 198V197H232ZM231 198V199H232ZM70 199V198H69ZM94 200L95 202H96V206H91V200ZM220 199V198H219ZM224 199V198H223ZM227 199V198H226ZM230 199V200H231ZM234 199V198H233ZM158 200H159V198H158ZM221 200V199H220ZM62 201V200H61ZM165 201V200H164ZM236 201H238V200H236ZM132 202V203H131ZM194 202V201H193ZM31 203V202H30ZM197 204V203H196ZM238 204V203H237ZM240 204V203H239ZM238 204V205H239ZM184 205V204H183ZM66 206H68V205H66ZM69 206H71V205H69ZM68 206V207H69ZM145 206V205H144ZM68 207H67V209H68ZM143 207V206H142ZM23 208V207H22ZM63 208V207H62ZM66 208V207H65ZM114 208V207H113ZM229 208V207H228ZM11 209H13V207L11 208ZM234 209V208H233ZM15 210V209H14ZM17 210H19V209H17ZM23 210V209H22ZM62 210H64V209H62ZM66 210V209H65ZM133 210V209H132ZM148 210H149V208H148ZM16 211V210H15ZM67 211H69V210H67ZM145 211H147V207H143V211H141L140 212V215H145ZM165 211V210H164ZM188 211V210H187ZM234 211H236V210H234ZM136 212H138V211H136ZM148 212V211H147ZM162 212V211H161ZM172 212V211H171ZM208 212V211H207ZM250 212H252V210L250 211ZM255 212V211H254ZM253 212V213H254ZM69 213V212H68ZM131 213V212H130ZM139 213V212H138ZM167 213V212H166ZM195 213V212H194ZM224 213H226V214H229V213H227V212H224ZM247 213V212H246ZM259 213V212H258ZM13 214H15L14 212H13ZM32 213H31V211L30 210H28L27 212H26V214H25V216H27V218L25 217V220H23L22 221V223L20 224V225H18V227H19V230H22V229H24V228H27L28 226H30L31 228H34L35 229V222H34V219H32L31 217H30V215H31ZM111 214V213H110ZM133 214V213H132ZM221 214V213H220ZM20 215H21V213H20ZM19 215V216H20ZM70 215V214H69ZM166 215V214H165ZM200 215V214H199ZM230 215V214H229ZM228 215V216H229ZM235 215V214H234ZM245 215V214H244ZM134 216V215H133ZM222 216V215H221ZM227 216V217H228ZM233 216V215H232ZM22 217H23V215H22ZM71 217V216H70ZM101 217H103L104 218V222H105V224L106 223H109V224H107V226L104 224V226L102 225V223H101ZM150 217V216H149ZM154 217V216H153ZM13 218H14V216H13ZM18 218H20V217H18ZM24 218V217H23ZM98 218H100V219H98ZM163 218V217H162ZM196 218V217H195ZM204 218V217H203ZM226 218V217H225ZM97 219L98 220H100V221H97ZM167 219V220H166ZM230 219V218H229ZM174 220V219H173ZM226 220V219H225ZM171 221V220H170ZM175 221V220H174ZM19 222H20V220H19ZM111 222V221H110ZM148 222H149V220H148ZM172 222V221H171ZM170 222V223H171ZM255 222V221H254ZM259 222V221H258ZM18 223V222H17ZM68 223V224H67ZM145 223H146V220H145ZM157 223V222H156ZM133 224H134V222H133ZM199 224V223H198ZM201 224H202V222H201ZM172 225V224H171ZM103 226V227H102ZM149 226V225H148ZM173 226V225H172ZM241 226H242V224H241ZM48 227V226H47ZM65 227V226H64ZM135 227V226H134ZM177 227V226H176ZM247 227V226H246ZM49 228V227H48ZM106 228V229H105ZM133 228V227H132ZM131 228V229H132ZM144 228V227H143ZM242 227H240V229H238V230H240V234L242 233V231L241 230H244L243 228L241 229ZM29 229V228H28ZM47 229V228H46ZM115 229V231H116V233L117 234H119V238L118 239H115L114 240V242L111 240V239H109L108 238V236L109 235H111L112 233H113V230ZM150 229V228H149ZM172 229V228H171ZM256 229V228H255ZM18 230V229H17ZM16 230V231H17ZM18 230V231H19ZM163 230H165V229H163ZM203 230V229H202ZM229 230V229H228ZM27 231V230H26ZM166 231V230H165ZM170 231H172V230H170ZM226 231V230H225ZM24 232V231H23ZM36 232V231H35ZM202 232V231H201ZM68 233V232H67ZM142 233V232H141ZM157 233V232H156ZM206 233V232H205ZM114 234V233H113ZM136 234V233H135ZM255 234V233H254ZM3 235V234H2ZM33 235V234H32ZM234 235V234H233ZM64 236H65V234H64ZM140 236V235H139ZM178 236V235H177ZM245 236V237H244ZM247 236H249L247 233L246 234H244L243 233V236H240V238L242 239V241H244V240H246V238H248ZM179 237V236H178ZM221 237V236H220ZM258 237V239L259 240H261L262 241V238H261V236L260 235H256V238ZM71 238V237H70ZM205 238V237H204ZM23 239V238H22ZM36 239V238H35ZM172 239V238H171ZM217 239V238H216ZM240 239V240H241ZM254 239V238H253ZM34 240V239H33ZM40 240V239H39ZM64 240H65V237H64ZM179 240H180V238H179ZM184 239H182V241H183ZM187 240V239H186ZM218 240V239H217ZM256 240V239H255ZM38 241V240H37ZM175 241H177V240H175ZM181 241V242H182ZM194 241V243L196 244L197 243V239H195V240H193ZM219 241V240H218ZM35 242V241H34ZM20 243V242H19ZM23 243V242H22ZM184 242H182V244H183ZM236 243H239L238 241H236ZM241 243V242H240ZM246 243H247V241H246ZM38 244V243H37ZM36 244V245H37ZM114 244H116V247H117V245H118V247H119V251H123V254H124V257H121L119 254L117 255L116 253H117V251H115V248H113L114 247ZM188 244V243H187ZM230 244V243H229ZM229 244H226V246L227 245H229ZM241 244H243V243H241ZM26 245V244H25ZM29 245V244H28ZM66 245H67V243H66ZM22 246V245H21ZM35 246V245H34ZM218 245H216V247H217ZM225 246V248H227ZM232 246V245H231ZM231 246H229L230 248H231ZM244 246H247V244H245L244 243ZM254 246H255V243H254ZM107 247V248H106ZM202 247H204V245L202 244V246H200L199 248L200 249H198V250H201V248ZM23 248V247H22ZM109 248V250H110V254L108 253V251H107V249ZM218 248H219V246H218ZM221 248V247H220ZM244 248V247H243ZM39 249V248H38ZM41 249V248H40ZM133 249V248H132ZM195 249V248H194ZM211 249H213V248H211ZM229 249V248H228ZM227 249V250H228ZM238 249V248H237ZM260 249V248H259ZM30 250V249H29ZM44 250V249H43ZM181 250H182V248H181ZM215 250H218L217 248L215 249ZM225 250V249H224ZM226 250V251H227ZM252 250V249H251ZM262 250V249H261ZM46 251V250H45ZM48 251V250H47ZM157 253H156V252ZM177 251V250H176ZM197 251V250H196ZM211 251V250H210ZM240 251V250H239ZM262 251H264V250H262ZM173 252V251H172ZM208 252V251H207ZM206 252V253H207ZM217 252V251H216ZM228 253H229V250L227 251ZM231 252V251H230ZM232 252H234L233 251V249H232ZM256 252H257V250H256ZM27 253V252H26ZM29 253V252H28ZM68 253V252H67ZM104 253V252H103ZM194 254H195V251L193 252ZM197 254L199 253V252H196ZM219 253V252H218ZM243 253H245V252H243ZM258 253V252H257ZM259 253H261L260 251H259ZM64 254H65V252H64ZM71 254V253H70ZM115 254L117 255V256H115ZM145 254H146V256H145ZM230 254V253H229ZM233 254H236V253H233ZM25 255V254H24ZM34 255V254H33ZM37 255V254H36ZM66 255V254H65ZM103 255V254H102ZM145 256V258H144V256ZM201 255V254H200ZM239 255V254H238ZM261 255H262V253H261ZM35 256V255H34ZM221 256H223V255H221ZM246 256V255H245ZM264 256V255H263ZM262 256V257H263ZM37 257V256H36ZM66 257V256H65ZM65 257H64V259H65ZM243 257H244V255H243ZM35 258V257H34ZM192 258V257H191ZM224 258V257H223ZM229 258H233V257H229ZM239 258V257H238ZM245 258V257H244ZM184 259V258H183ZM217 259V258H216ZM220 259V258H219ZM235 259V258H234ZM152 260H154L155 261V263H156V259H152ZM225 260V259H224ZM227 260V259H226ZM230 260H232V259H230ZM241 261H243L242 260V258L240 259ZM245 260H247V259H245ZM244 260V261H245ZM43 261V260H42ZM63 261V260H62ZM216 261V260H215ZM220 261H222V258L220 259ZM243 261V263H245ZM248 261V260H247ZM261 261V260H260ZM263 261V260H262ZM261 261V262H262ZM38 262V261H37ZM40 262V261H39ZM64 262V261H63ZM62 262V264H65V262L63 263ZM166 262V263H167ZM170 262V261H169ZM172 262V261H171ZM179 262V261H178ZM176 263V264H179V263ZM44 263H46V262H44ZM69 263V262H68ZM158 263V262H157ZM162 263V262H161ZM165 263V262H164ZM174 263H175V261H174ZM194 263V262H193ZM198 263V262H197ZM249 263V262H248ZM254 263V262H253ZM38 264V263H37ZM69 264H71V262L69 263ZM163 264V263H162ZM172 264V263H171ZM181 264V263H180ZM223 264V263H222ZM255 264V263H254Z\"/></svg>",
    "mask_w": 264,
    "mask_h": 264
}]
</instances>
